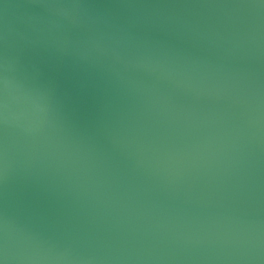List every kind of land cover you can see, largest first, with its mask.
I'll return each instance as SVG.
<instances>
[{
    "label": "water",
    "instance_id": "95a60500",
    "mask_svg": "<svg viewBox=\"0 0 264 264\" xmlns=\"http://www.w3.org/2000/svg\"><path fill=\"white\" fill-rule=\"evenodd\" d=\"M0 264H264V0H0Z\"/></svg>",
    "mask_w": 264,
    "mask_h": 264
}]
</instances>
